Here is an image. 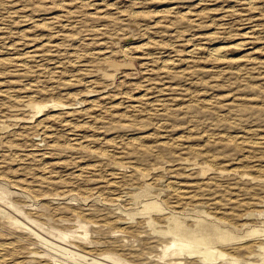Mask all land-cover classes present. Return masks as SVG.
<instances>
[{"label": "rangeland", "instance_id": "374dc122", "mask_svg": "<svg viewBox=\"0 0 264 264\" xmlns=\"http://www.w3.org/2000/svg\"><path fill=\"white\" fill-rule=\"evenodd\" d=\"M0 258L264 264V0H0Z\"/></svg>", "mask_w": 264, "mask_h": 264}, {"label": "bare ground", "instance_id": "6f19581e", "mask_svg": "<svg viewBox=\"0 0 264 264\" xmlns=\"http://www.w3.org/2000/svg\"><path fill=\"white\" fill-rule=\"evenodd\" d=\"M94 5L97 6L96 3ZM212 53L213 54H216V55H219L220 57H223L224 56L223 55V48H220V47L213 49L212 50ZM30 105L36 110V111L34 110V112L37 113V116H41L43 114V111L45 110V107L48 106L46 104L45 105H36V104H33V103L30 104ZM49 108L52 109V110H64V109H74V106H72L70 104H65V105L64 104H62V105L54 104L53 106H49ZM12 120H17V118H14ZM8 261L9 260L7 258H0V264H9Z\"/></svg>", "mask_w": 264, "mask_h": 264}]
</instances>
